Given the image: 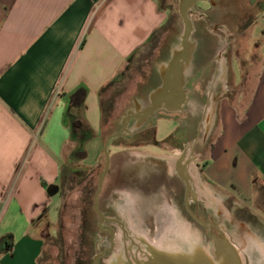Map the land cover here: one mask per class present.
Segmentation results:
<instances>
[{
	"label": "crops",
	"instance_id": "0c3cea01",
	"mask_svg": "<svg viewBox=\"0 0 264 264\" xmlns=\"http://www.w3.org/2000/svg\"><path fill=\"white\" fill-rule=\"evenodd\" d=\"M257 2L261 23L264 0ZM167 21L158 0H0V264H41L46 242L40 220L52 204L42 182L55 185L68 144L90 135L74 132V123L88 125L97 144L103 89ZM258 22L247 29V51L239 60L252 71L257 56L256 83L244 108L222 101L204 181L264 211V41L251 40ZM204 43L195 37L192 67L199 62L203 79L215 61L212 77L221 78L219 55L201 64ZM163 86L159 94L167 95ZM175 103L163 104H182ZM79 109L85 122L76 116Z\"/></svg>",
	"mask_w": 264,
	"mask_h": 264
},
{
	"label": "rangeland",
	"instance_id": "374dc122",
	"mask_svg": "<svg viewBox=\"0 0 264 264\" xmlns=\"http://www.w3.org/2000/svg\"><path fill=\"white\" fill-rule=\"evenodd\" d=\"M209 1H198L189 12L195 28L191 42L195 45V37L199 36L206 40L201 64L207 65L219 55L221 78L220 74L218 78L212 77L215 61L211 62L212 69L203 79L199 78V62L197 61L196 69L191 63L184 70V87L188 97L184 106L175 111L162 104L163 108L161 106L147 120L140 118L139 121H132L125 137L115 139L109 148L111 168L99 197V209L111 216L117 215L128 229L127 235L130 234L137 241V245L131 241L133 245L129 247L124 243L127 260L135 257L142 262L146 261L150 248L148 243L163 246L166 243L162 240L168 238H164L168 229L174 227L177 237L180 229L178 226L185 228L190 223L196 231L202 232L207 241L214 239L210 236L220 237V226L228 233V238H232L246 254L242 255L247 264H264V211L261 208L243 206L213 189L217 195L223 196L225 205L232 214L228 218L217 215L203 200L196 197V184L188 173L177 174L192 181L191 189L178 178H167L162 164L145 159L149 157V152L167 153V147L175 146L189 136L185 134L181 122L170 118L168 113H172L183 116L187 128L194 131L193 137L200 140L196 153H203L201 163L209 160L211 144L220 132L222 101L229 99L241 109L250 99L261 63L257 62V56L252 57L254 69L250 71L247 69L248 63L241 65L239 60L247 51L250 39L247 29L259 21L263 7L257 0H211L214 9L209 10ZM158 3L168 13L165 32L129 62L114 84L103 94L105 127L96 146L93 144L96 137L86 143L91 138L88 134L80 138L74 137L77 141H71L65 149L60 178L54 183L60 191L51 196L52 204L40 220L46 242L41 264H96L98 257L99 264H114L111 260L107 261L110 254L117 251V257L122 252L123 229L119 225L114 228L109 223H104L105 229L115 231L112 237L101 230V221L94 207L95 195L99 176L106 165L104 150L107 137L121 131L130 115L150 108L153 98L165 89L164 80L160 76H166L170 68L167 62L172 53L174 58L183 55L184 48L180 38L185 26L180 12V0H158ZM258 26L252 31V43L264 41V22L261 21ZM163 64L165 65L162 67ZM228 66L229 92L223 95L222 74ZM161 86L162 89H158ZM213 96L218 105L212 122H208L209 110L214 104ZM82 111L79 109L76 116L85 122ZM197 128L203 132L196 134ZM203 133L208 141H204ZM190 143L193 145V140ZM192 149L188 146L186 151ZM186 151H179V154H185ZM160 157L157 158L161 160ZM169 171L172 175L176 174L171 172L170 167ZM149 173L155 179L151 184H146ZM112 190L126 192L125 199L118 200ZM193 228L189 227V231L192 232ZM172 236L173 234L169 240L173 239Z\"/></svg>",
	"mask_w": 264,
	"mask_h": 264
},
{
	"label": "water",
	"instance_id": "95a60500",
	"mask_svg": "<svg viewBox=\"0 0 264 264\" xmlns=\"http://www.w3.org/2000/svg\"><path fill=\"white\" fill-rule=\"evenodd\" d=\"M198 1L203 0H180V12L185 26L182 36L180 38V41L182 40L181 44L184 48L183 55L180 58L175 59L172 53L170 59L167 62L170 64L169 78L172 84L174 85L175 89L171 88L169 93H167L165 97H162L161 99H155L153 101L152 107L142 111H138L140 113L133 114L127 119L136 117L138 119L143 118L145 121L149 117L154 115L158 110L163 108V103H168L172 101L182 103L179 106H173L174 109L167 108L164 106L167 109L175 111L179 110L186 103L188 97L186 89L184 87V70L192 63L193 53L195 49V45H192L191 42L192 35L194 33V24L189 16V12L192 10V8L196 5ZM164 65L165 64H163L162 67ZM160 77L162 80L164 79L162 74ZM164 84L165 83H163V85ZM158 89H160V87ZM79 94L80 93H77V95ZM160 106L162 107L160 108ZM105 153L108 156L107 146L105 148ZM103 181L104 176H101L99 182V190L96 196L97 203L98 196L103 186ZM58 192L59 188L57 186H50L48 188V194L50 196H53ZM189 227L193 228L190 223L185 228L178 226V228L180 229H178L179 232H177L178 230L176 229V232L178 233L177 237H175V232L173 229L174 227L168 229L164 234V238L166 236H168V238H166V240H162L164 241V243H166L163 246L162 244L157 246L148 243L150 244L148 256L149 258L144 262L139 261L137 262V264H247L246 258H243V256H246V254L234 242L232 238H228V233L225 230L221 229L220 226H218L220 237L210 236L214 238L211 241H207V238L204 237L202 232L196 231L194 228L193 229L195 230V232H198L197 236H189ZM171 234H173V239L169 240ZM135 243H137V241ZM125 244H127L128 247L133 245V243H129L128 241ZM123 245H121L122 252L120 251L118 253V258L115 255L117 251H115L114 253L110 254V257L107 261L111 260L110 262H113L114 264H131L126 259V255L124 254L125 245ZM98 258H96V264H99Z\"/></svg>",
	"mask_w": 264,
	"mask_h": 264
},
{
	"label": "flooded vegetation",
	"instance_id": "af4514ba",
	"mask_svg": "<svg viewBox=\"0 0 264 264\" xmlns=\"http://www.w3.org/2000/svg\"><path fill=\"white\" fill-rule=\"evenodd\" d=\"M209 3H210V6H211V8L209 9V10H211V9H214L213 8V2L210 0L209 1ZM198 87H199V84L196 86V90H198ZM229 92V91H228ZM228 94V93H227ZM80 97H78V99H79ZM78 103V102H77ZM152 105H153V103H151V106L150 107H152ZM158 112V111H157ZM156 112V113H157ZM160 113V112H159ZM134 114H136V113H134ZM168 114H170V118L171 119H174V121H179V122H181L182 124H183V127H184V131H185V134L186 135H189V136H187V138H186V140H182L181 142H178L175 146H172V147H167V150H168V152L167 153H151V152H149V153H147L148 155H149V157L147 158H145V157H143V158H145L147 161H153V162H158L159 164H162L163 166H164V173H165V175H166V177L167 178H170V179H172V180H174V179H176V178H178L180 181H184L185 183H186V185L188 186V189H191V185L193 186V184H192V181L189 179V178H187V177H185V176H181V175H179V174H175V175H172L171 173H170V171H169V166H168V164H167V162H165V161H162V160H159L157 157H159V156H177V157H179V158H181L182 156H180L179 155V151H183V152H185L186 151V149H187V147L188 146H191L193 149H192V153H190L189 155H190V157H189V155H188V158H191L192 160H193V162L196 164V166L198 167V169H199V171H200V174H201V176H202V178L203 179H205V177H204V172H205V170H206V168H207V165L209 164V160L207 159V160H205L203 163H201V159L203 158V153H196V147H197V145L199 144V141L200 140H197L196 139V137L194 138L193 136V132L194 131H191V128H187V126H186V121H185V119L183 118V116L181 117V116H179V115H174V114H172V113H168ZM131 116V115H130ZM132 121H139V119L138 118H136V117H133V118H131V119H127L125 122H124V124H123V129L121 130V131H119V132H117V133H115V134H111V135H109L108 137H107V141H106V144H105V148H106V146L108 147V156L106 155V153H105V155H106V165H105V169H104V171L101 173V175L99 176V182H100V177L101 176H104V181H103V184L105 183V180H106V178L108 177V175H109V171H110V168H111V158H110V155H109V148H110V145L112 144V143H114V140L115 139H117L118 137H120V136H123V137H125L124 135L126 134V130H128V127H129V125H130V123L132 122ZM104 127H105V121H104V118H103V123H102V130L104 131ZM77 128H81L82 129V131H84L85 133L87 132V133H90V130H91V128L90 127H88V126H83L82 124H80V125H77V124H73L72 125V129H73V131L74 132H76L77 131ZM195 130V129H194ZM186 131L188 132V133H186ZM120 132H122V133H120ZM203 131L202 130H199V128H197V131H196V134H200V133H202ZM119 133V134H118ZM204 134V133H203ZM212 135V134H211ZM211 135H210V137H211ZM79 137V136H78ZM189 137V138H188ZM208 139V138H207ZM206 139V137H205V134H204V141H206L207 140ZM191 140H193V145H192V143H190V141ZM209 140V139H208ZM207 140V141H208ZM205 144V143H204ZM212 146H213V143L211 144V147H210V150H211V148H212ZM105 151V150H104ZM147 178L149 179V180H147V182H146V184L147 183H150L151 184V182L152 181H154V179H155V177H153V175H152V173H149L148 175H147ZM53 186H56V185H53ZM58 187V186H57ZM59 188V187H58ZM98 190H99V185H98V189H97V192H96V195H95V211H96V213H97V215H98V217H99V221H101V230L104 232V233H106V234H109V235H111V237L112 236H114L115 235V231H111V230H108V229H105L104 227H103V224L104 223H109L111 226H113L114 228H118L119 226L123 229L122 231H123V236H124V240L122 241L123 242V244L125 243V242H127V241H130V243H131V241L132 242H136L135 241V239H134V237H132L130 234H126L127 232H128V229L125 227V224L123 223V221H121L120 219H119V217L116 215V216H111V215H109V213L108 212H106L105 213V211H100V209H99V197H100V195H101V193H102V190H103V186H102V189H101V192H100V194H99V196H98V203L96 202V196H97V193H98ZM59 191H60V188H59ZM112 192H113V194H114V196H116L117 197V199L118 200H120L121 201V199H125V197H126V195H125V193L124 192H122V191H118V190H112ZM171 192H174V189H171ZM196 195V194H195ZM123 201V200H122ZM171 201H173V199H171ZM125 202V201H124ZM169 210H173V209H169ZM132 216V215H131ZM180 216H183V215H180ZM133 218V217H132ZM119 225V226H118ZM117 226V227H116ZM117 233H118V231L116 232V235H117ZM130 238V239H129ZM121 242V243H122ZM136 245H137V243H135ZM135 244H134V246H135ZM124 246V245H123ZM122 247V246H121Z\"/></svg>",
	"mask_w": 264,
	"mask_h": 264
},
{
	"label": "bare ground",
	"instance_id": "6f19581e",
	"mask_svg": "<svg viewBox=\"0 0 264 264\" xmlns=\"http://www.w3.org/2000/svg\"><path fill=\"white\" fill-rule=\"evenodd\" d=\"M184 50V49H183ZM182 55L176 57L175 59L180 58ZM224 67V66H223ZM170 69V68H169ZM222 79L223 82V91L226 92L227 91V85H226V81H227V68L225 67L223 70V74H222ZM164 83V82H163ZM165 83L167 84V87L169 89H175L174 85L172 84L170 78H169V73L168 75H166L165 77ZM179 86V85H178ZM167 89V88H166ZM167 92V91H166ZM166 95H157L156 97H154L153 99H161L162 97H165ZM167 105H172V104H176L175 102H168L166 103ZM180 104V103H179ZM217 108V102L214 99V104L212 105V107H210L209 110V118H208V122H212V118L215 112V109ZM143 120V118H142ZM182 153V152H181ZM184 153V152H183ZM187 153V154H186ZM185 154H181V158L177 157V156H161L160 159L163 161H166L167 164L170 167V170L172 173H179L182 174L183 172L188 173V175H190V178L194 181V183L196 184V192H197V198L199 200H203L207 207L209 209H211L212 211L214 210L216 212V214L218 215H224L225 217H231L232 214L229 211V209H227L224 199L222 196L217 195L214 190L203 180L200 171L198 169V167L196 166V164L191 160V158H186V155L188 156L190 153H192V151H186ZM190 157V155H189ZM186 160V161H185ZM185 161V162H184ZM181 168H184L181 170ZM198 232H195L194 230L189 231V236L190 235H195L197 236ZM127 234V233H126ZM209 250V248H208ZM126 251V250H125ZM149 256V253H147ZM149 258V257H148ZM244 258V256H243ZM128 261L132 264H137V262H139L140 260L136 259L135 257H129ZM132 261V262H131ZM142 262V261H140Z\"/></svg>",
	"mask_w": 264,
	"mask_h": 264
},
{
	"label": "trees",
	"instance_id": "16d2710c",
	"mask_svg": "<svg viewBox=\"0 0 264 264\" xmlns=\"http://www.w3.org/2000/svg\"><path fill=\"white\" fill-rule=\"evenodd\" d=\"M165 27H166V25L164 26V27H162L159 31H157L152 37H151V39H150V41H149V43H148V45L150 46V45H152L153 43H154V41H156L157 39H159L160 38V36L161 35H163V33L165 32ZM141 51H136L131 57H130V59L128 60L129 62H132L135 58H137V56L139 55V53H140ZM117 80V78L116 79H114V81H112L110 84H108L104 89H103V91H102V101H101V103H102V114L104 115V107H103V94L105 93V91L107 90V88L108 87H110L111 85H113L114 84V82ZM107 112V111H106ZM91 133H92V131H90V135H91ZM94 137L93 136H91V138L88 140V141H86V143H88L89 141H91L92 139H93ZM75 139V138H74ZM74 141H76V140H74ZM42 185H43V187L44 188H49V185L47 184V183H45L44 181L42 182ZM41 262V261H40Z\"/></svg>",
	"mask_w": 264,
	"mask_h": 264
}]
</instances>
